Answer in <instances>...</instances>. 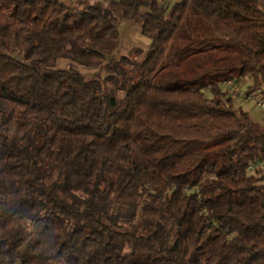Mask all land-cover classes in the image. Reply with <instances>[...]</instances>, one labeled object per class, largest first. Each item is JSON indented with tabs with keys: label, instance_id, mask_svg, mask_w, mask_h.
Wrapping results in <instances>:
<instances>
[{
	"label": "trees",
	"instance_id": "1",
	"mask_svg": "<svg viewBox=\"0 0 264 264\" xmlns=\"http://www.w3.org/2000/svg\"><path fill=\"white\" fill-rule=\"evenodd\" d=\"M73 1L0 0V264H264V0Z\"/></svg>",
	"mask_w": 264,
	"mask_h": 264
},
{
	"label": "rangeland",
	"instance_id": "2",
	"mask_svg": "<svg viewBox=\"0 0 264 264\" xmlns=\"http://www.w3.org/2000/svg\"><path fill=\"white\" fill-rule=\"evenodd\" d=\"M63 3H65L68 6H77V4L75 3V1L73 0H61ZM92 3L94 2H98V1H104V0H91ZM162 4L165 5L168 1L167 0H161ZM174 3V2H173ZM119 26V31L121 34V45L119 47V50L117 51V53L115 54L114 58L116 60H119L122 57H134V59L136 61H142L147 49L149 47V41L144 38L141 35V27H142V19L139 16L138 18L128 21V22H120L118 24ZM133 48L135 49V51H137L138 49H140V51L138 53H134L135 51H133ZM68 63H70L69 60L67 59H59L56 62V66L58 68H65ZM176 63H177V58L175 56H168L166 58V64L169 66V69H171L172 71V75L167 76V78H165L168 81H172L174 80L176 82V84H178V80H180L181 76L180 74H178L179 72H177L176 69ZM71 64L75 65L79 70L83 71L84 73H86L90 78H94V77H104L105 73L104 72H98L97 69H86L82 66H79L73 62H71ZM209 70H204V69H199L200 71L197 72L194 77L196 79H206V75L212 74V72L214 71V73H216V69L211 67L209 68ZM213 69V70H212ZM204 70V71H203ZM178 74V75H177ZM184 76V75H183ZM243 94H242V93ZM245 89L244 86H242L240 84V93L235 95L234 98L237 99V106L239 107V103L241 104V98L242 99H247L248 96L245 93ZM262 95H258L257 98H252L251 101L249 102H242L241 104V108L243 111L248 112L251 116V118L256 121L257 123L264 125V116L261 115V109L258 106V102L260 101V98L263 100ZM239 102V103H238ZM262 108V107H261ZM264 112V110L262 111Z\"/></svg>",
	"mask_w": 264,
	"mask_h": 264
},
{
	"label": "built area",
	"instance_id": "3",
	"mask_svg": "<svg viewBox=\"0 0 264 264\" xmlns=\"http://www.w3.org/2000/svg\"><path fill=\"white\" fill-rule=\"evenodd\" d=\"M224 86H225L229 96H235V95L240 93V83H236L234 81H227L224 83ZM257 97H258V95L256 93L255 94L253 93L248 98H257ZM258 106L264 107V100H262L261 98H260V101L258 102ZM262 166H264V163L261 166H259L258 168H260Z\"/></svg>",
	"mask_w": 264,
	"mask_h": 264
},
{
	"label": "crops",
	"instance_id": "4",
	"mask_svg": "<svg viewBox=\"0 0 264 264\" xmlns=\"http://www.w3.org/2000/svg\"><path fill=\"white\" fill-rule=\"evenodd\" d=\"M165 1V0H164ZM168 2L166 3L167 5H172L173 4V2L175 3V2H181V1H185V0H167ZM162 3V2H161ZM133 51H135V49L133 48ZM242 86H244V89H245V91L248 89V87L251 85V81H249L248 79H243L242 81H241V83H240ZM263 98V97H262ZM252 100V98H247V99H242L241 98V101H239V102H241V104H242V102H249V101H251ZM263 100H264V98H263ZM238 102V103H239ZM241 104L239 103V106L241 107ZM260 109H261V115L264 113V112H262L263 110H264V107H260ZM250 115V114H249ZM262 116H264V114L262 115ZM251 117V116H250ZM252 119V118H251ZM254 119V118H253ZM252 119V120H253ZM254 121V120H253ZM254 122H256V121H254ZM258 171H259V173L260 174H264V166H262V167H260V168H258Z\"/></svg>",
	"mask_w": 264,
	"mask_h": 264
}]
</instances>
